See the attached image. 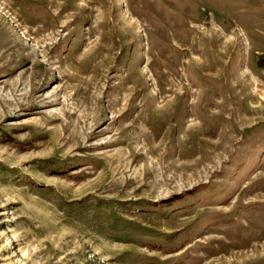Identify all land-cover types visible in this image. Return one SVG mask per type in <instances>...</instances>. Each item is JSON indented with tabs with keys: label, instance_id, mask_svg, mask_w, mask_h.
<instances>
[{
	"label": "rangeland",
	"instance_id": "374dc122",
	"mask_svg": "<svg viewBox=\"0 0 264 264\" xmlns=\"http://www.w3.org/2000/svg\"><path fill=\"white\" fill-rule=\"evenodd\" d=\"M0 264H264V0H0Z\"/></svg>",
	"mask_w": 264,
	"mask_h": 264
}]
</instances>
